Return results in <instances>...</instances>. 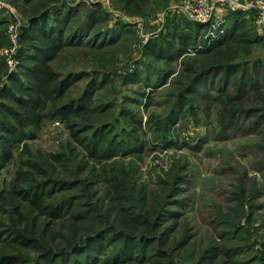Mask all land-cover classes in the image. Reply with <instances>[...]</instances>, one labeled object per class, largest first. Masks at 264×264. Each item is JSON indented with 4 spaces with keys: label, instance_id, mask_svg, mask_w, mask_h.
Returning <instances> with one entry per match:
<instances>
[{
    "label": "trees",
    "instance_id": "16d2710c",
    "mask_svg": "<svg viewBox=\"0 0 264 264\" xmlns=\"http://www.w3.org/2000/svg\"><path fill=\"white\" fill-rule=\"evenodd\" d=\"M36 1L15 0L25 6ZM79 10L61 4L31 17L22 30L25 49L20 71L0 87V175L16 160L17 151L31 154L29 142L46 122L64 124L85 154L84 161L74 166L60 156L21 160L11 187L0 191V212L8 217L0 219V264H163L169 235L177 225L164 228L169 222L166 214L172 217L176 213L161 208L144 189L130 184L128 177L110 174L106 168L114 158L142 153L145 144L136 126L142 122L134 115L125 116L133 132L123 131L127 134L124 143L119 136L109 135L114 127L107 125L79 131L76 121H85L94 112L91 97L105 87L111 75H64L54 68V62L69 48L105 50L119 43L127 32L123 24L96 30L106 21L98 8L73 27ZM184 20L182 25L183 20L176 23L178 20L170 18L169 24L175 28L168 25L167 34L144 50L146 56L168 65L191 56L203 58L199 73L192 66L185 70L196 74L170 113L173 126L187 116V108L192 113L201 109L199 104L212 100L226 109L236 102L237 98L224 90V84L231 81L238 92L255 91L257 71L263 66V61H258L254 63L256 70H249L245 59L252 55V46L263 41L261 36L251 37L246 14H231L220 28L223 34L213 39L206 38L207 25ZM5 23L0 14V27ZM137 70L131 81L140 77ZM152 73L157 72L151 70L147 80ZM173 75L157 73L156 82L148 87L155 91L167 85ZM83 80L87 83L78 93L77 85ZM216 90L218 96H212ZM253 111L264 113V109ZM90 130L88 137L82 135ZM161 143L164 147L177 145L169 136ZM179 194L174 192L175 197ZM213 252L200 264H215Z\"/></svg>",
    "mask_w": 264,
    "mask_h": 264
},
{
    "label": "rangeland",
    "instance_id": "374dc122",
    "mask_svg": "<svg viewBox=\"0 0 264 264\" xmlns=\"http://www.w3.org/2000/svg\"><path fill=\"white\" fill-rule=\"evenodd\" d=\"M187 1L192 2L37 0L25 6L15 0H0V14L6 22L0 27V87L20 71V56L25 49L21 39L23 27L46 9L61 4L80 9L73 27L83 23L88 12L97 8L106 21L96 30L125 25L127 32L116 45L105 50L69 48L54 62L55 70L64 75H111L105 87L91 97L94 112L85 121L77 120L76 128L84 132L102 125L114 127L109 135L119 136L124 143L127 134L123 131L133 132L129 117L125 116L134 115L142 122L141 126L136 125L145 144L142 153L114 158L106 168L110 174L128 177L130 184L144 189L153 202L176 213V217L165 213L169 222L164 228L175 222L177 225L164 249L167 259L160 263L200 264L214 251L215 264H264V113L253 111L264 109V29L260 31L256 24V11L246 13L251 37L263 39L252 46V55L245 58L249 70H256L254 63L263 61L257 71V89L238 92L233 81L224 84V90L236 97V102L226 109L212 100L199 104L201 109L192 113L187 108V116L173 126L170 113L196 71L199 73L203 58L191 56L168 65L146 56L144 50L167 34L168 25L175 28L169 24L170 18L185 24L187 18L180 8ZM242 1L259 3L260 9H264V0ZM190 66L195 74L186 72ZM136 70L140 77L131 81ZM151 70L159 75L162 71L174 75L167 85L153 91L148 84L154 85L158 76L152 73L147 80ZM86 83L87 80L78 83L76 91L79 93ZM215 84H219V78ZM144 93L148 98L143 97ZM211 94L218 96V91ZM92 131L82 135L88 137ZM165 136L177 145L164 147L161 142ZM29 146L31 154L17 151L16 160L1 173L0 191L11 187L21 162L30 158L43 161L60 156L73 166L84 161L85 154L75 144L70 130L57 121L46 122ZM174 192H180L179 196L175 197ZM1 213L0 219L6 221L8 217ZM226 253L233 257L228 258Z\"/></svg>",
    "mask_w": 264,
    "mask_h": 264
},
{
    "label": "built area",
    "instance_id": "2783aa9c",
    "mask_svg": "<svg viewBox=\"0 0 264 264\" xmlns=\"http://www.w3.org/2000/svg\"><path fill=\"white\" fill-rule=\"evenodd\" d=\"M180 8L188 21L208 26L207 39L223 34L220 28L226 24L227 18L234 13L257 12L256 24L260 31L264 29V9L259 3H244L242 0H191ZM197 1V2H196ZM220 30V31H219Z\"/></svg>",
    "mask_w": 264,
    "mask_h": 264
}]
</instances>
